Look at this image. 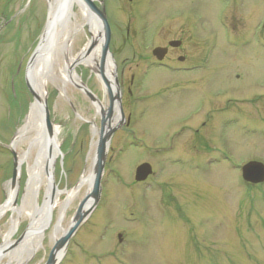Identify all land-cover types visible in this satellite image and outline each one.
<instances>
[{
	"label": "rangeland",
	"instance_id": "1",
	"mask_svg": "<svg viewBox=\"0 0 264 264\" xmlns=\"http://www.w3.org/2000/svg\"><path fill=\"white\" fill-rule=\"evenodd\" d=\"M246 4L247 11L252 5L262 4L264 14V0H248ZM224 5L233 7L235 3L234 0H226ZM49 8V0H0V135L11 142L15 141L16 134L24 126L35 101L26 85V73L32 54L47 29ZM75 13L78 22H82L77 5ZM214 14L210 17L211 24L213 20L217 24L218 13ZM250 16L247 12L241 15L231 11L225 18V24H240L241 29L247 25V32L252 26H249ZM120 20L122 26H118L119 32L114 34L123 37L126 33L123 16ZM92 38L90 27L85 25L72 37L71 53L78 56ZM224 49L221 50L224 54H218L216 63L217 72L224 75H217L213 81L208 79L207 71L200 72L202 96L209 98L213 94L211 91H216L219 105L231 97L251 99L254 93L250 97V91H247V96L244 93L248 84L253 87L250 90L263 94L264 56L256 60H251L254 57L250 56L243 61L240 60L242 55L239 50ZM256 49L255 54L264 52L263 48ZM131 57L132 50L121 49L117 61L120 64L123 59L130 60ZM252 63L256 65L252 67ZM76 72L94 98L91 99L89 94L81 92L73 84H69L64 93L55 83H48L46 88L45 102L50 120L60 132L62 156L56 166L55 181L61 189L77 187L92 164L94 169L95 159L92 160V157L96 155L97 145L95 153L92 149L94 141L98 142L99 134L96 135L93 128L94 125L99 130L101 128V111L94 103L98 101L110 105L107 85L100 69L94 71L81 65ZM237 74L243 77L237 80ZM125 76L129 80L131 73L127 70ZM148 86L146 81L139 85L137 100L132 103L125 92L123 109L126 116L133 114L132 123L130 127L123 128V132L117 130L111 138L100 202L88 221L70 239L61 264H264V185L248 187L241 179L240 170L235 168V164L244 166L254 160L264 163V100L251 105L234 101L230 117L224 118L231 119L232 123L223 124L222 121L218 129L221 139L214 137L209 141L207 153L217 156L208 157L205 177L195 170L192 173L190 167L175 165L171 168L173 175H158L139 185L133 178L136 167L142 163H148L153 168L163 164L159 162L154 148L164 146L165 133L169 134L167 132L195 118L184 111L169 114V107L154 110L149 106ZM225 92L230 96H226ZM207 110L204 115L212 116L213 113L208 114ZM186 118H189L188 121ZM211 125L206 131L213 134L218 124ZM125 129L129 131L125 132ZM132 133L136 134V139H132ZM134 141L137 146L133 145ZM18 144L19 153L28 151L29 146L24 141ZM218 147L228 154L229 160L218 156ZM180 153L187 156L186 162L202 163V158L190 159L200 153L199 148L193 151L184 147ZM11 161V156L0 155V164L10 163L7 177L12 176ZM28 167L29 160H26L22 165L20 193L26 185ZM3 178L0 172V184ZM170 183L176 187L165 188L163 192L161 186ZM87 189L88 185L84 186L66 210L63 219L66 229L72 224L80 202L87 196ZM44 194L40 192L39 202L44 199ZM53 212L52 226L57 224L59 216L57 210ZM10 216L7 214L0 220V246L3 243L2 233L9 228ZM28 227V220L23 219L10 240H18ZM50 231L43 246L26 264L45 263L53 246ZM6 263L9 259L4 256L1 264Z\"/></svg>",
	"mask_w": 264,
	"mask_h": 264
},
{
	"label": "flooded vegetation",
	"instance_id": "2",
	"mask_svg": "<svg viewBox=\"0 0 264 264\" xmlns=\"http://www.w3.org/2000/svg\"><path fill=\"white\" fill-rule=\"evenodd\" d=\"M247 1L244 0L241 4V0H234L235 6L225 7L224 3L226 0H92L95 10L104 13L110 25V54L106 60L104 70L108 66L113 70L112 83L116 90V95L113 96L116 102L112 106L113 111L111 118L115 116L118 117L119 122L117 124H119L123 116L124 121L123 125L120 127V131L123 132V128L130 127L132 123L133 114L129 113L128 116H126L123 109L122 99L125 92L131 103L134 102L137 100V88L143 81L149 84L147 88H149L150 91L147 97L149 98V106L153 107L154 110H162L164 107H169L170 109H168V111L166 110L169 114H178L184 111L195 116L192 120L186 118L187 121L189 119L188 123L179 125L172 132H167L169 134L165 133L166 141L164 142V146H154L159 162L163 164L156 166V168L152 167L151 170H153V174L151 176L149 175L145 181L141 182L137 181L135 178L136 169L133 177L135 184L144 185L154 177L162 174L165 175L166 173L173 175L171 168H175V165L183 166L184 168L190 167L192 173L197 172V174H202L205 177V173L208 170V157H214V155H216L207 153L209 141L214 137L217 140L221 139V132H218V129L221 128L222 121H224L223 124L232 123L231 119L224 118L230 117L231 111H233L235 105L234 101H237L238 104L244 103L251 105V103H261L262 100H264V93H255L256 90H250V88L253 87H249V84L248 87L244 88L246 91L244 93H246L247 96V91H250L248 93L249 97L251 93H254L251 99H247L245 96L241 97V100L231 97L225 99L223 105H219V95L216 91H211V94H213L211 95L209 93L211 96L208 98L202 96L200 90L201 71H207L208 79L213 81H215L217 75H224V73H218L216 68L218 54L224 48H235L239 50V54L242 55L240 60L243 61H247L250 56L254 57H251V60H256L258 57L264 56V52H258V54L254 53V50H258L256 48L264 49V14H262V4L252 5L247 11ZM231 11L237 12L238 14L240 13L241 15H245L246 12L249 13V16L251 15L249 17L251 18V21H249V26L252 25L250 27L252 28L251 31L249 28L246 32L247 25L245 29H241L240 24H237V26L225 24V18ZM92 12L93 20L98 25L97 20L99 16L97 12ZM215 12L218 13L216 14L218 16L217 24H215V20H213V24H211L210 17L214 16ZM121 16H123L124 22L122 23H124L126 30L125 36L123 37L121 34L118 36L114 34V32H119L118 26H122L119 24L120 21H122L120 20ZM257 18H260L257 23L252 24ZM98 30L97 28V32ZM222 42L223 45H221ZM121 49H126L127 51L132 50V57L130 60L123 59L119 64L117 57ZM221 57L222 56H220V58ZM254 65L256 64L252 63L251 66L253 67ZM126 69L131 73L129 80H127L125 76L127 72ZM236 76L238 78L237 80L243 77L242 74H237ZM257 78H259V75ZM225 93L226 96H230L227 92ZM108 98L110 100L109 93ZM118 98L120 102H118ZM109 109H111V100L107 108L100 110L101 119L103 113L106 115L110 113ZM205 109H208V114L213 113L212 116L208 115L206 117L204 115ZM162 114H165V112ZM214 119L216 120L215 122L212 121ZM215 123L218 124L217 130L214 131L213 134L212 132L207 133L206 130L208 128L210 129L212 126L211 124ZM128 131V129H125V132ZM135 135V133H132V139H136ZM165 135H163V137H165ZM13 143L14 142L8 141L7 137L0 135V155L11 156V165H13L12 176L7 177V168L10 166V163L6 162L0 164V172L4 176L0 184V220L5 215L11 214V212L3 214L1 210L8 200V188L10 186H17V180L15 184L12 183V180L19 154L15 152ZM133 145L137 146L138 144L134 141ZM184 147L192 148L193 151L199 148L200 153L194 155V157H190V159L202 158V163L199 162L198 164L196 163L197 161L186 162L185 159H187V156H183L180 153L183 151ZM217 154L229 160L228 154L225 152L223 153L222 148H217ZM193 166H195V168H193ZM235 168L240 170L241 179L243 180V166L235 164ZM20 181L18 195L15 201L17 204L22 203L23 193L27 185L26 180L24 190L20 193ZM246 184L251 188L259 186ZM161 187L164 192L165 188L170 190L174 189L176 186L174 187L170 183L166 184L165 187ZM173 197L176 198L175 196ZM11 218L12 214L10 220ZM52 223L51 221L50 224L52 225ZM54 226H50V229L46 232L49 233L50 230L52 231ZM18 228L15 231H17ZM28 229L18 240L11 241L10 244H6L2 236L3 243H1L0 252L5 250V255L9 254L10 251H15L14 248H20L28 236ZM13 233L12 235H14ZM55 243L56 241L53 242V246ZM51 249L44 264L47 263L51 255ZM36 253H33L31 257ZM30 259H28L25 264Z\"/></svg>",
	"mask_w": 264,
	"mask_h": 264
},
{
	"label": "bare ground",
	"instance_id": "3",
	"mask_svg": "<svg viewBox=\"0 0 264 264\" xmlns=\"http://www.w3.org/2000/svg\"><path fill=\"white\" fill-rule=\"evenodd\" d=\"M49 4L50 15L46 35L40 40V47L37 52L38 57L31 64L28 72L30 84L37 98L32 103L24 126L16 134L17 136L13 143L15 152H18V143L23 141L24 144H28L29 149L24 154L17 153L19 154L17 160L19 165L17 186L8 188V200L1 210L3 214L9 212L12 214L9 229L2 233L6 244H10L12 233L19 227L23 219H27L30 223L28 236L20 248L14 249L15 251L9 254L3 255L5 252L1 253L0 264L4 256L9 259V263L6 264H25L31 258V255L43 246L44 239L48 234L46 231L52 226L50 223L54 210L59 212V216L57 225L54 226L50 233V241L54 242L60 239L68 229L63 226L66 210L73 200L77 198L84 186L88 185L87 194L92 191L93 164L86 170L85 175L80 180L81 182L75 188L61 189L59 183L55 181L56 166L62 156V152H60V132L59 128L54 125V138L51 141L49 140L48 133H46V124L44 123L43 102L47 96L46 88L48 83H55L62 93L65 92V88L69 84H73L79 87L81 92L87 93L86 86L81 82L76 69L81 67V65L94 71L99 69L101 64V43L97 41V24L79 1L49 0ZM76 5L80 8L83 18L82 22H78V16L75 13ZM85 25L90 27L93 34L92 40L97 43L91 50V44H89L80 51L78 56H74L71 53L72 37L78 34L79 30L83 29ZM104 71L106 79L111 84V93L116 95V90L112 83L113 70L108 66ZM106 90L110 94V90L107 87ZM94 106L98 111L107 108L104 103L98 101H95ZM118 122V117L110 118L108 128H114ZM93 131L98 135L100 130L94 125ZM96 145L97 142L94 141L93 153H95ZM94 159L93 155L92 160ZM26 160H29L27 185L23 193L22 203L17 204L15 201L18 195L19 181L22 177V165ZM93 162L95 163V160ZM42 191L45 194L43 201L40 203L39 194ZM64 196L65 199H63ZM89 206L90 203L88 202L84 210H87Z\"/></svg>",
	"mask_w": 264,
	"mask_h": 264
},
{
	"label": "water",
	"instance_id": "4",
	"mask_svg": "<svg viewBox=\"0 0 264 264\" xmlns=\"http://www.w3.org/2000/svg\"><path fill=\"white\" fill-rule=\"evenodd\" d=\"M76 2H80L84 5L86 10L90 13V17L93 19L92 11L97 12L99 18L97 20L98 25L97 28L99 29L98 36H97V41L101 43V64L99 66L100 69V75H102V79L105 81L108 90H110V100H111V109L110 113L106 115L103 113L102 116V122H101V128L99 131V137H98V142H97V147H96V155H95V163H94V177H93V183L91 186V192L87 194V196L82 200L80 205L78 206L77 212L74 215L72 219V224L70 225L69 229L67 232L60 237V239L56 240L55 245L51 249V255L47 261L46 264H59L61 257L63 254L66 252V248L68 244L70 243V239L76 234L78 231L80 225H82L88 216L94 211V209L98 206V203L100 202V197H101V183H102V177L104 174V167L106 163V158H107V153H108V146L111 142V138L114 135V133L120 129V127L123 125V116H122V121L114 126V128H108V121L112 116V106L116 102L114 99L113 94L111 93L112 90L110 88V83L107 81L105 77V71L104 67L106 65V60L109 57L110 51H109V45H110V38H111V31H110V25L109 22L106 19V15L102 12L96 11L94 8V2L92 0H74ZM48 24V23H47ZM48 27V26H47ZM46 35V30L42 35L41 40L45 37ZM41 42V41H40ZM97 42H94L93 40L90 41V50L96 45ZM40 44V43H39ZM40 45L37 47V49L34 51L32 54L31 60L29 62V67L27 70V78H26V85L28 87V90L32 95H34L35 99L37 98V95L34 93L33 88L30 84L29 80V75L28 72L31 68V64L35 62L36 58L38 57V50H39ZM89 50V52H90ZM87 94H89L90 98H94L91 93L87 91ZM118 102H120L119 98L117 99ZM43 113H44V123L46 124V133H48V138L51 141V139L54 138V133H53V123H51L50 120V113L47 107V103L44 101L43 102ZM18 168L19 165L16 163L15 170H14V176H13V184H15L17 177H18ZM242 173H243V180L244 182L250 183V184H264V164L259 161H251L247 164H245L242 168ZM151 174V167L149 164L145 163L144 165H141L138 167L136 171V179L137 181H144L146 180L147 176ZM90 203V206L88 207L87 210H84L86 205ZM25 237V236H24ZM23 237V238H24ZM22 238V239H23ZM5 250L1 251L0 254L4 253ZM4 255V254H3Z\"/></svg>",
	"mask_w": 264,
	"mask_h": 264
}]
</instances>
